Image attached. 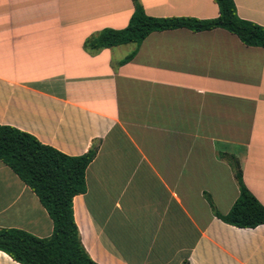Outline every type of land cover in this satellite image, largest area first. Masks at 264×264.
Segmentation results:
<instances>
[{
	"label": "crops",
	"instance_id": "obj_1",
	"mask_svg": "<svg viewBox=\"0 0 264 264\" xmlns=\"http://www.w3.org/2000/svg\"><path fill=\"white\" fill-rule=\"evenodd\" d=\"M154 17H215L213 0H137ZM264 27V0H233ZM132 0H0V124L66 155L94 147L71 199L97 264H264V224L217 219L238 194L227 155L264 206V47L222 28L152 31L89 49L126 26ZM134 51L130 59L119 61ZM0 228L48 236L37 196L0 161ZM0 264H20L0 251Z\"/></svg>",
	"mask_w": 264,
	"mask_h": 264
},
{
	"label": "trees",
	"instance_id": "obj_2",
	"mask_svg": "<svg viewBox=\"0 0 264 264\" xmlns=\"http://www.w3.org/2000/svg\"><path fill=\"white\" fill-rule=\"evenodd\" d=\"M132 1L133 10L126 26L103 28L87 38L84 45L89 49L131 42L138 45L152 31L183 27L192 31L222 28L234 34L244 45L264 47V27L239 18L233 0H213L218 13L206 19L149 16L137 0ZM133 54L131 51L119 63L130 59ZM94 153L95 148L91 147L80 155H66L39 142L26 131L0 124V161L37 196L52 223L51 232L45 237H36L17 228H0V251L20 264H97L79 241L71 210L72 197L85 189L84 171ZM227 159L238 194L224 214L215 210L205 194L213 215L238 228L264 224V206L243 183L238 161L231 155H227Z\"/></svg>",
	"mask_w": 264,
	"mask_h": 264
}]
</instances>
